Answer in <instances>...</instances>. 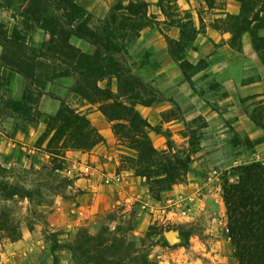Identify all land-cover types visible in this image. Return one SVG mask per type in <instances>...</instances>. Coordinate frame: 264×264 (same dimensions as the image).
Masks as SVG:
<instances>
[{"label": "trees", "instance_id": "1", "mask_svg": "<svg viewBox=\"0 0 264 264\" xmlns=\"http://www.w3.org/2000/svg\"><path fill=\"white\" fill-rule=\"evenodd\" d=\"M174 1L159 0L158 4L165 13L164 3L170 6ZM204 1L212 3V0ZM3 2L13 12V19L21 20L25 32L39 29L48 37L40 49L29 46L19 31L10 37H0L3 48L0 66L17 73L25 82L23 96L15 102L18 113L27 116L32 105L38 108L55 81L73 79L71 93L92 106H99L113 124L120 143L132 152L124 156L128 170L146 179L152 194L161 196L187 182L190 168L171 148V143H168L169 150H158L154 146L151 133L159 130L136 109L137 104L153 102L144 97L148 86L124 63V57L128 44L141 37L144 30L177 23L184 30L181 41L167 39L171 55L180 58L197 34L193 22L186 23L191 16L178 22L159 21L150 13L145 0H118L102 19L88 14L76 0ZM222 25L232 36L230 45L237 50L241 49L242 36L249 32L264 62V38L259 35L264 29V0H242L241 13L227 15ZM73 37L86 41L94 51L88 53L72 44ZM186 65L194 66L187 61L181 64L184 75L190 79ZM113 78L118 80L117 92L100 86L101 82ZM60 102L58 112L50 116L47 131L38 142L39 148L50 156L49 163L39 169L34 166L8 169L0 165V238L12 243L22 239L21 226L14 218L15 205L28 201L32 217H36L38 208L53 207L56 197H65L68 190L76 186L75 180L65 174L67 153L87 152L105 141L86 114L78 112L65 100ZM253 119L264 129V104ZM235 178L234 182L228 180L223 188L235 257L238 264H264V163L254 162L240 168ZM100 218L101 227L96 235L87 227H81L73 239L65 241L60 238L61 232L46 230L56 238L52 248L54 263L59 264L57 252L67 251L73 264H151L148 251L143 249L140 256L137 254V240L130 236L134 224L126 206L115 208ZM112 225H115L114 230ZM190 235L184 236L187 239Z\"/></svg>", "mask_w": 264, "mask_h": 264}, {"label": "rangeland", "instance_id": "2", "mask_svg": "<svg viewBox=\"0 0 264 264\" xmlns=\"http://www.w3.org/2000/svg\"><path fill=\"white\" fill-rule=\"evenodd\" d=\"M190 1L197 9H201L198 6L200 0ZM3 3L1 0L0 37L5 35L10 37L15 31H19L20 37L34 48L47 40L48 37L42 30L25 32L21 20L13 19V12ZM164 7L165 12L172 17L177 15L181 19L193 17L192 12H176L167 3H164ZM205 17L208 20V17ZM187 21L186 23H189L192 19ZM86 45L80 44L81 49L88 52L92 48ZM127 47L124 63L134 74L139 65L154 56L149 52L147 43L142 42L140 37L131 41ZM0 51L1 61L3 52L1 45ZM188 55L189 51L186 50L179 57L184 59ZM185 69L189 76L196 77L204 73L205 67L200 62L196 67L186 65ZM146 84L148 87L144 97L148 101L164 99L162 90L164 83ZM193 84L199 85L198 88L195 87L198 93L206 88L203 81ZM72 86L73 79L70 78L55 81L48 87L40 106L37 108L32 105L28 115L22 116L18 113L15 102L21 100L23 96L24 79L0 66V165L8 169L31 166L39 169L49 163L50 156L39 148L38 142L47 131L50 116L58 112L61 100H65L77 110L85 108L87 114L99 112L102 120L98 121L93 117L92 124L101 126L98 128L93 124L99 132L103 131L100 132L102 136L106 135L108 128L112 131L113 138L116 137L113 124L105 118L99 106L91 105L86 108L90 104L73 95ZM100 86L110 87L115 92L118 80L109 79L101 82ZM210 88L216 90V85L211 83ZM262 105L261 101L258 102L250 114L253 121ZM163 117L166 120L184 119L183 125L173 130L163 126H158L157 129L189 168L194 167L193 169L202 175L201 186H208L209 190L205 193L207 196L202 198L204 202L189 199L187 191L172 194L164 192L161 196L152 194L146 179L141 177L139 179L135 173L128 170L129 165L124 156L132 155V152L123 146L117 137L111 144L105 140L87 152L67 153L65 174H69L76 183H80V186L76 185L75 188L68 190L65 197H56L53 207L38 208L37 213L35 211L36 217H32L28 212V201H21L15 205L14 218L21 226L22 238L28 230H35V247L31 253L27 252L24 255L19 250H12L10 247L12 242L1 237L0 264H55L52 248L56 238H52L46 230L61 232L60 238L65 241L73 239L81 227H87L91 234L96 235L101 227L100 217L120 206H126L132 216L134 230L130 232V236L137 240L135 249L138 256L143 249L148 251L151 264H238L229 237L223 188L228 180L232 182L236 179L240 168L254 162L264 163V136L252 141L247 136L248 130H236L233 126H230L229 130L223 129L216 135H211L206 130L208 124L203 116H197L196 113L182 115L178 108L164 114ZM47 143L44 144V148ZM94 157H100V160ZM214 171H218L220 176L216 177ZM198 178L196 177L197 180ZM173 188L170 191H173ZM197 204L198 212L192 215L190 211ZM111 227L112 230L115 229V225ZM170 233L174 234L173 242L167 237ZM189 233L191 235L186 239L184 235ZM3 252L15 254L6 257L3 256ZM57 255L59 264H73L69 252L59 251Z\"/></svg>", "mask_w": 264, "mask_h": 264}, {"label": "crops", "instance_id": "3", "mask_svg": "<svg viewBox=\"0 0 264 264\" xmlns=\"http://www.w3.org/2000/svg\"><path fill=\"white\" fill-rule=\"evenodd\" d=\"M145 1L150 6V13L157 16L159 21L167 23L172 20L180 21L181 17L178 15L172 17L166 12L163 13L158 4L159 0ZM76 2L88 14L104 18L118 0H76ZM198 6L201 9H197L190 0H176L170 3V7L176 12L184 11L193 14L191 19L197 34L195 39L188 44L186 50L189 51V55L184 59L174 58L171 55L167 39L181 41L184 30L179 24L171 26L163 24L162 26L165 25L166 28L160 26V28H151L142 32L140 39L147 43L149 52L154 56L139 65V69L135 70V75L145 83H164V89L161 87L164 99L149 104H137L136 109L152 127L163 126L173 130L183 125V118L182 120H166L163 117L164 114L178 108L182 115L196 113L197 116H203L208 124L206 130L211 135H216L223 129L229 130L230 126H233L236 130H248V138L252 141L256 140L264 136V130L254 123L250 114L258 102L261 101L264 104V62L260 53L255 50L249 32L242 36L241 49L237 50L230 45L231 34L222 29V19H225L227 15L237 16L241 13L242 0H212L211 4L200 0ZM259 35L264 38V29L259 31ZM44 42L45 40L37 44L35 48L40 49ZM71 42L80 49L82 48L80 44L85 43L94 51L92 45L77 37H73ZM92 49L88 53H92ZM185 61L194 67L202 62L205 67L204 73L196 77L190 76V79H187L181 69V64ZM198 81H203L206 87L201 93L195 90L197 85L193 84ZM211 83L216 85V90L210 88ZM88 107L91 105L86 106ZM84 109H78V112L86 114L90 120L93 117H96L98 121L102 120L99 112L87 114ZM93 124L98 128L101 127L99 124ZM100 132L103 131L100 130ZM103 135L108 144L116 141V137L113 138L112 131L108 128L106 135ZM151 138L158 150H168V142L160 132H152ZM94 158L100 160V157ZM193 168L190 169L188 183L176 185L173 191H168L166 194L187 191L189 199L204 202L202 198L207 196L205 193L209 191L208 186H201L200 177L202 175ZM196 177H199L198 180ZM137 178L140 179V177ZM79 184V182L76 183L80 186ZM198 209V204L196 207L193 206L191 214H196ZM35 233V230H28L21 240L10 243V247L14 251L19 250L24 255L27 252L31 253L35 247ZM12 254L15 252H3V256L6 257Z\"/></svg>", "mask_w": 264, "mask_h": 264}, {"label": "water", "instance_id": "4", "mask_svg": "<svg viewBox=\"0 0 264 264\" xmlns=\"http://www.w3.org/2000/svg\"><path fill=\"white\" fill-rule=\"evenodd\" d=\"M168 239L170 242H173L174 241V234L170 233L167 235Z\"/></svg>", "mask_w": 264, "mask_h": 264}, {"label": "built area", "instance_id": "5", "mask_svg": "<svg viewBox=\"0 0 264 264\" xmlns=\"http://www.w3.org/2000/svg\"><path fill=\"white\" fill-rule=\"evenodd\" d=\"M69 175V174H68ZM214 175L216 176V177H219L220 176V174H219V172L218 171H214ZM235 181V179L232 181V182H234Z\"/></svg>", "mask_w": 264, "mask_h": 264}]
</instances>
